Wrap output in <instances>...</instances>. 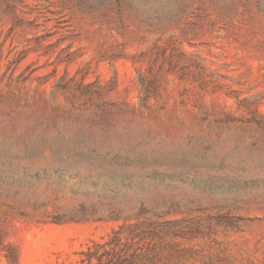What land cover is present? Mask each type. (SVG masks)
I'll list each match as a JSON object with an SVG mask.
<instances>
[{
    "label": "rangeland",
    "instance_id": "1",
    "mask_svg": "<svg viewBox=\"0 0 264 264\" xmlns=\"http://www.w3.org/2000/svg\"><path fill=\"white\" fill-rule=\"evenodd\" d=\"M0 264H264V0H0Z\"/></svg>",
    "mask_w": 264,
    "mask_h": 264
}]
</instances>
